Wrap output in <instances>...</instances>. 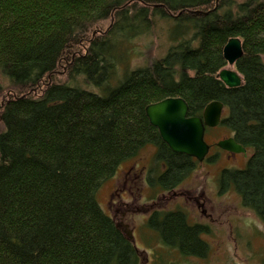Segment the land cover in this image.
<instances>
[{
  "label": "trees",
  "instance_id": "trees-1",
  "mask_svg": "<svg viewBox=\"0 0 264 264\" xmlns=\"http://www.w3.org/2000/svg\"><path fill=\"white\" fill-rule=\"evenodd\" d=\"M158 16L171 19L175 45L121 71L125 41ZM234 38L243 85L229 89L217 73ZM0 72L13 90L0 107V264H141L97 193L151 145L165 169L149 185L173 192L195 170L148 120V106L171 98L186 101L188 117L227 107L222 126L252 153L219 183L264 224V0H0ZM149 219L164 247L206 255L205 228L181 210Z\"/></svg>",
  "mask_w": 264,
  "mask_h": 264
},
{
  "label": "rangeland",
  "instance_id": "rangeland-1",
  "mask_svg": "<svg viewBox=\"0 0 264 264\" xmlns=\"http://www.w3.org/2000/svg\"><path fill=\"white\" fill-rule=\"evenodd\" d=\"M155 22L149 34L125 43L120 62L124 68L121 71L126 67L135 70L146 66L166 56L170 47L175 45L167 36L171 19L158 16ZM10 90L13 91L9 79L0 72V107ZM225 111L223 116L228 114ZM3 123L0 119V133L6 131ZM213 134L217 143L231 137L228 128L219 127ZM211 135L207 137L210 144L214 143ZM155 151L153 146L144 148L139 156L123 162L97 193V200L105 213L127 236L131 233V241L140 252V263L264 264V224L242 203L240 195L232 187L224 189L219 183L223 170L246 167L251 149L246 156L235 154L228 159V155L214 146L203 162L197 161L192 174L175 191L168 193L156 184L151 186L148 183V179L157 177L156 174L163 173L165 169L154 160ZM178 210L188 217L191 225L200 224L205 228L206 232L200 236L208 249L204 258H185L180 251L164 247L157 230L150 229L148 221L154 211Z\"/></svg>",
  "mask_w": 264,
  "mask_h": 264
},
{
  "label": "water",
  "instance_id": "water-1",
  "mask_svg": "<svg viewBox=\"0 0 264 264\" xmlns=\"http://www.w3.org/2000/svg\"><path fill=\"white\" fill-rule=\"evenodd\" d=\"M223 58L234 66L243 56L242 41L238 38L230 39L224 47ZM220 81L229 89H236L243 85L239 73L231 70L222 72ZM148 120L160 132L161 139L168 143L171 152L188 155L203 162L208 153L209 146L204 140L205 126L214 128L219 124L223 106L219 103L208 105L202 118L188 117V105L182 98H171L160 103L151 104L146 108ZM218 147L233 154L247 153L235 139L229 138L220 141ZM129 239H133L128 233Z\"/></svg>",
  "mask_w": 264,
  "mask_h": 264
},
{
  "label": "bare ground",
  "instance_id": "bare-ground-1",
  "mask_svg": "<svg viewBox=\"0 0 264 264\" xmlns=\"http://www.w3.org/2000/svg\"><path fill=\"white\" fill-rule=\"evenodd\" d=\"M113 19V18H112ZM173 24V23H172ZM172 24L171 25H168V29H167V32H168V34H167V36H168V38L171 40V38H170V30H171V28H172ZM126 43H128V41L126 40L125 41ZM124 42V43H125ZM131 42H133V41H129V43H131ZM124 46H125V44H124ZM123 46V47H124ZM122 47V48H123ZM224 59V58H223ZM225 60V59H224ZM225 62H227L226 60H225ZM236 64H237V61H236V63H235V65L234 66H230L229 65V62H227V64H226V66L223 68V69H221L217 74V76H218V79H220L219 78V76L222 74V72H225V71H227V69L228 70H231V71H235L236 70V68H235V66H236ZM235 69V70H234ZM235 72H237V70L235 71ZM238 73V72H237ZM240 75V74H239ZM241 76V75H240ZM242 78V77H241ZM225 86H226V84H224ZM215 103H219V104H221L222 106H223V111H222V113H224V111L225 110H228L227 109V107L226 106H224V104L223 103H221V102H219V101H215V102H211V103H209V104H207L205 107H207L208 105H211V104H215ZM206 109V108H205ZM205 109H204V111H205ZM226 112V111H225ZM204 113V112H203ZM228 113V112H227ZM195 118L197 117V118H202L203 117V114L201 115V116H194ZM194 117H190V118H193L194 119ZM228 117L227 116H222L221 117V119H220V121H219V124L216 126V127H221V128H224L222 125L224 124V120L225 119H227ZM1 121H2V123H3V120L1 119ZM4 124V123H3ZM153 126V125H152ZM154 127V126H153ZM207 126H205V128H206ZM216 127H214V128H216ZM154 128H156V127H154ZM210 128V127H209ZM157 129V128H156ZM157 131H158V129H157ZM214 132H216V131H214ZM205 133H206V129H205ZM204 138H205V135H204ZM229 138H232V137H228V139ZM227 139V140H228ZM161 141L165 144V145H167L168 146V143L167 142H165L163 139H161ZM223 141H225V140H223ZM205 142H206V140H205ZM207 143V142H206ZM151 146H153L154 148H155V156H154V160L156 161L157 160V148L154 146V145H151ZM151 146H147V147H151ZM146 147V148H147ZM169 147V146H168ZM170 149V148H169ZM221 151H223L225 154H228V152L227 151H225V150H222V149H220ZM230 153V152H229ZM247 153H248V151H247ZM247 153L246 154H244L245 156L247 155ZM209 154V153H208ZM239 154H243V153H239ZM238 154V155H239ZM183 156H185V155H183ZM186 156H188V155H186ZM250 156H251V154H250ZM189 158H191V159H193V160H195L196 162L198 161L197 159H195V158H193V157H190V156H188ZM250 158V157H249ZM194 170H192L190 173L192 174V172H193ZM99 189V188H98ZM99 191V190H98ZM103 210V209H102ZM201 258H204V257H201Z\"/></svg>",
  "mask_w": 264,
  "mask_h": 264
},
{
  "label": "flooded vegetation",
  "instance_id": "flooded-vegetation-1",
  "mask_svg": "<svg viewBox=\"0 0 264 264\" xmlns=\"http://www.w3.org/2000/svg\"><path fill=\"white\" fill-rule=\"evenodd\" d=\"M223 114L224 113H222V115H221V117L223 116ZM206 129V133H205V138H204V140H206V142H207V144H208V146H209V154L211 153V151L212 150H214V146L216 147H218V143L220 142H218L217 143V140L215 139V135L213 134L214 133V131H217L219 128L218 127H216V128H209V127H206L205 128ZM211 134H213V135H211ZM212 136V139L214 140V143H212V144H210L209 142H208V140H207V137L208 136ZM228 139V138H227ZM227 139H223V140H227ZM222 140V141H223ZM226 155H228V159L230 158V157H232V156H235V154H233V153H229L228 152V154H226Z\"/></svg>",
  "mask_w": 264,
  "mask_h": 264
}]
</instances>
